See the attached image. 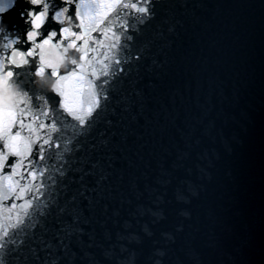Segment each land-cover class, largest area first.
I'll return each mask as SVG.
<instances>
[{"label":"water","instance_id":"obj_1","mask_svg":"<svg viewBox=\"0 0 264 264\" xmlns=\"http://www.w3.org/2000/svg\"><path fill=\"white\" fill-rule=\"evenodd\" d=\"M46 2L49 18L36 42L56 32L57 43L64 25L55 13L67 7L78 23V0ZM152 3L150 17L121 10L113 30L125 38L115 59L104 61L109 75L97 64L100 78L88 77L101 105L84 125L64 111L62 96L35 85L38 57L5 68L37 115H49L39 117L48 127L21 169L24 179L15 177L31 180L29 191L3 201L17 208L11 220L0 215L9 233L0 264H264V0ZM32 11L42 6L0 0L8 25L0 54L10 55V40L25 53L32 47ZM93 36L89 46L97 47L103 35ZM98 52V60L106 54ZM18 159L9 157L5 175Z\"/></svg>","mask_w":264,"mask_h":264},{"label":"snow or ice","instance_id":"obj_2","mask_svg":"<svg viewBox=\"0 0 264 264\" xmlns=\"http://www.w3.org/2000/svg\"><path fill=\"white\" fill-rule=\"evenodd\" d=\"M73 2H76V0H68L69 4ZM37 6H42V11L39 13H36L35 11L29 13L32 30L28 33L27 39L33 42L32 47L25 53L14 47L17 41L10 40L5 46L7 49H12L10 55L0 54V74L13 77L14 74L11 70L5 72V68L8 64L15 65L16 67H22L29 63V58L35 57H38L39 62V46L49 41L53 42V38L56 37L57 33L52 32L48 38L43 39L38 43L36 42L37 37L42 34L40 29L46 24L50 12V5L46 2V0H43V2ZM126 7L131 8V5L126 6L122 0H78L76 12V20L78 23H72V34L65 38V27H63L62 40L54 44L65 45L64 41H67V45H71L73 43L77 45L78 41H82L83 43L79 47H84L85 51H88V44L94 39L93 33L99 32L101 35H105L111 31L120 16L121 10L126 9ZM68 11L69 9L67 7L57 11L54 19L64 25L66 20L71 19L67 15ZM40 15L45 17V22L40 27H37L36 21L37 17ZM73 27H78L81 31H74ZM18 52L23 55L24 60L27 61V63L22 64L19 62L16 58V54ZM117 63H119V61H117ZM40 66L41 65H39V67ZM53 74H55L58 79L62 80V87L59 95L62 96L63 103H66V109H64V111L74 117L75 120L79 121L80 125H84L85 117L92 116L93 112L101 105V97L96 91L95 83L89 78L87 81L81 80L78 68H75L70 73L64 75H61L60 73ZM93 75H95V73L88 74V77ZM85 84L87 85L88 90L83 94L82 102L81 89L85 87ZM104 99L106 100L107 97H104ZM107 112L108 107L105 105L104 113L101 115L105 116ZM40 115L47 117L49 114L45 111H40L39 115H37V111L34 110L32 103L29 100L28 105L23 106L19 110L14 123L10 127L4 128L3 132L0 133V141L4 142V149L6 150H0V215L7 213L5 217L7 220H11L13 218L11 214L17 208V205L13 204L10 208H5L3 206V201L8 200L12 195H14L18 200L23 199L32 184L31 180L27 185L20 184V180L24 179V174L21 172V169L25 167V161L33 155L34 145L41 140L40 130L48 127V125L39 118ZM38 121L39 123H37ZM107 122L111 123V121ZM17 126L19 127V130L13 134V129ZM50 131H57L55 123L51 125ZM50 143L51 140L48 138L43 140V144L39 145L41 158H44V145H49ZM228 150L230 151L231 149L229 148ZM10 156H16L19 159L11 165L10 174L5 175L4 169L6 166H9L8 161ZM27 167L31 168V163H29ZM76 171H81V169L77 168ZM29 175L35 178L37 173L29 172ZM61 175L64 176L65 173L62 172ZM17 176L20 177V180L15 179ZM17 188L19 191H17ZM189 191L191 192V195H197L195 191H192L191 187L189 188ZM177 199L178 201L190 203V200L182 195L177 196ZM73 200H75V197H73ZM56 205V202H54V206ZM31 207V200H26L25 204L20 206V208L24 210L25 214H27V209ZM65 212L66 208H59L60 215ZM48 215H51V210ZM182 215L187 217L190 214L188 212H183ZM15 218L16 224L11 225L12 227H17L20 223L19 212L16 213ZM74 220L75 222H78L79 217H74ZM4 229L5 225L0 224V233H2L0 234V249L4 247V243L2 242L4 237L9 235L8 231ZM78 231L83 232V229H78ZM145 231H147V228H145ZM12 243H15V241L13 240ZM21 243H23V241Z\"/></svg>","mask_w":264,"mask_h":264},{"label":"clouds","instance_id":"obj_3","mask_svg":"<svg viewBox=\"0 0 264 264\" xmlns=\"http://www.w3.org/2000/svg\"><path fill=\"white\" fill-rule=\"evenodd\" d=\"M42 2L43 0H25V3L33 6H37ZM122 2L126 6L131 5L130 9L144 17H150L153 14L151 11L154 7L152 0H137V2H131V0H129V2H124V0H122ZM126 9L129 8L126 7ZM44 22L45 17L43 15L37 17V27H40ZM71 25V19L65 21V38L72 34ZM7 28L8 25L0 20V32L6 31ZM124 38L125 33L116 32L112 29L103 35L101 40L95 42L97 47H90L88 44V51H85L84 47H78L75 43L71 45H59L49 41L41 44L39 46L40 50L38 53L40 57L38 63L41 66L35 73V85L40 89L59 94L62 87V80L58 79L53 73H61L62 71L66 74L70 73L73 66H76V68L79 69L80 78L83 81H87L88 74L91 73H95L93 77L96 79L100 78L101 73L97 71V64L103 67L104 71L102 74L104 76L109 75L110 65L104 63V61L108 60L110 56L115 59ZM126 38L131 40V36H127ZM98 48L106 50L104 57L99 60L97 59V56L99 55ZM90 52H94L96 55L89 58ZM16 58L22 64L27 63V61L24 60L23 55L19 52L16 54ZM48 69L52 70L51 75L48 74ZM87 90L88 88L85 84V87L81 89L82 102L83 94ZM96 91L99 94L97 87ZM29 100V94L15 81L13 77L0 74V133L3 132L4 128L10 127L14 123L19 110L23 106H27ZM62 108L66 109V103H62Z\"/></svg>","mask_w":264,"mask_h":264}]
</instances>
